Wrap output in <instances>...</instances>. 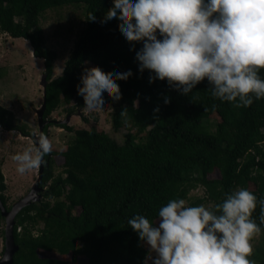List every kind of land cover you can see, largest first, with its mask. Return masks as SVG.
<instances>
[{
    "label": "trees",
    "instance_id": "16d2710c",
    "mask_svg": "<svg viewBox=\"0 0 264 264\" xmlns=\"http://www.w3.org/2000/svg\"><path fill=\"white\" fill-rule=\"evenodd\" d=\"M72 4L85 5V25L61 74L53 77L56 54L44 45L38 17L47 9ZM111 6L112 0H0V33L27 40L33 56L43 60L47 81L43 119L51 122L43 127L45 135L54 123L50 114L61 101L84 108L77 88L82 86L86 62L105 73H132L127 80L116 81L120 100L104 95L112 110V130L126 131L121 143L94 127L74 129L55 123L73 132V138L65 150L44 157L43 196L15 217L18 249L13 264H70L80 255L86 264H145L148 250L128 224L135 215L155 224L162 206L172 199L186 200L198 186L205 195L189 206L208 201L213 207L239 188L251 191L258 201L264 199V98L236 108L213 98L207 80L187 95L166 81L149 83L154 74L139 72L135 60L142 43L129 44L115 19L101 23ZM259 75L264 79V69ZM212 115L214 124L209 121ZM10 116L0 107V125L31 135L23 126L13 125ZM54 154L63 160L56 176ZM214 170L219 178L209 179ZM5 189L0 168V201L8 211ZM259 215L258 205L252 216L257 224ZM0 220H4L1 213ZM261 229L264 233V226ZM251 257L255 264H264V251L258 249Z\"/></svg>",
    "mask_w": 264,
    "mask_h": 264
},
{
    "label": "clouds",
    "instance_id": "9594fccd",
    "mask_svg": "<svg viewBox=\"0 0 264 264\" xmlns=\"http://www.w3.org/2000/svg\"><path fill=\"white\" fill-rule=\"evenodd\" d=\"M95 19L89 14V20ZM114 19L129 44L142 43L135 60L139 72L154 74L149 83L166 81L187 95L207 80L213 98L236 108L264 98L259 75L264 69V0H112L101 23ZM131 75L86 68L77 88L82 110H103L105 94L114 102L120 100L116 81ZM51 150V141L40 133L32 146L11 160L23 175L42 167ZM258 205L259 224L252 218ZM128 224L155 254L147 257L151 264H255L249 259L254 251L251 241L264 226V199L258 201L245 188L213 207L172 199L159 209L155 224L143 215H135Z\"/></svg>",
    "mask_w": 264,
    "mask_h": 264
},
{
    "label": "rangeland",
    "instance_id": "374dc122",
    "mask_svg": "<svg viewBox=\"0 0 264 264\" xmlns=\"http://www.w3.org/2000/svg\"><path fill=\"white\" fill-rule=\"evenodd\" d=\"M85 25V5L72 4L61 7H53L44 11L38 17V26L44 34V45L53 50L56 59L53 63V77L61 74L64 62L72 50L77 33ZM92 64L85 63L83 72L86 68H92ZM44 74L43 60L36 58L32 54L29 42L23 38H13L5 33H0V107L5 108L11 113L9 117L13 125L23 126L31 135L24 136L17 130H11L0 125V168L4 177L6 189L3 192L7 206H12L24 197L33 187L39 169L30 170L26 174H19L16 171V164L11 160V156L22 152L25 148L32 146L35 137H38L40 124L38 123V111L43 102V87L41 84ZM73 109L68 114L69 110ZM83 108H78L72 104H65L62 101L58 107L50 114L49 119L54 123L49 126L47 137L51 141L52 150L59 153L65 150L68 143L73 138V132L57 126L60 122L77 128H91L104 131L121 143L122 136L126 132L123 128L114 132L111 126V106L104 104V108L97 112H85ZM68 118V120H67ZM87 119V123L83 121ZM215 117L210 116V124L215 123ZM51 123V122H49ZM55 155V154H54ZM54 158L53 176L62 171V158L57 155ZM218 170H214L208 175L209 179L219 178ZM253 189L252 185H248ZM205 195L201 186L196 187L188 193L185 200L189 205L196 199ZM206 207H211V203L206 201L201 203ZM157 221V220H156ZM155 221V223H156ZM42 225L35 228L40 229ZM5 220H0V258L3 256L5 248ZM254 251L260 249L264 251V233L254 237L251 241ZM148 250L147 246L145 245ZM253 251V252H254ZM146 256L145 264H151ZM48 256V255H47ZM52 257H58L53 253ZM66 261L70 256L63 257ZM252 260V257H249ZM84 256H78L77 260L70 264H86Z\"/></svg>",
    "mask_w": 264,
    "mask_h": 264
},
{
    "label": "water",
    "instance_id": "95a60500",
    "mask_svg": "<svg viewBox=\"0 0 264 264\" xmlns=\"http://www.w3.org/2000/svg\"><path fill=\"white\" fill-rule=\"evenodd\" d=\"M41 84L43 87V96H44L47 85L45 74H43L42 76ZM44 108H45V103L43 100L41 109L38 111V123L40 124L39 125L40 130L38 136L40 133L43 132V127L50 122L49 120L43 119ZM36 138L38 137H35V139ZM42 171H43V167H40L37 179L33 187L24 197H22L20 200L14 203L8 211L4 208V206L0 201V213L3 219L5 220V229H4L5 248H4L3 256L0 258V264H13V256L18 249L17 245L14 242V237H13V227L15 224V217L18 214V212H20L24 207H26L30 203L38 201L41 198L42 196L41 192H43L44 189L43 186L41 185Z\"/></svg>",
    "mask_w": 264,
    "mask_h": 264
},
{
    "label": "flooded vegetation",
    "instance_id": "af4514ba",
    "mask_svg": "<svg viewBox=\"0 0 264 264\" xmlns=\"http://www.w3.org/2000/svg\"><path fill=\"white\" fill-rule=\"evenodd\" d=\"M43 188H44V186H43ZM44 191H45V189H43V192H41V193H42V196H43ZM42 196H41V197H42Z\"/></svg>",
    "mask_w": 264,
    "mask_h": 264
}]
</instances>
